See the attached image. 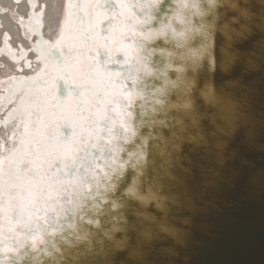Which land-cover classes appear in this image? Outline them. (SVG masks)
I'll list each match as a JSON object with an SVG mask.
<instances>
[{
  "label": "snow or ice",
  "instance_id": "6c2138e0",
  "mask_svg": "<svg viewBox=\"0 0 264 264\" xmlns=\"http://www.w3.org/2000/svg\"><path fill=\"white\" fill-rule=\"evenodd\" d=\"M116 3L111 62L121 70L108 81L95 119L80 122L79 134L57 139L39 154L25 141L0 160L6 177L0 183L5 233L0 264H32L36 251L49 264H127L129 258L143 264L144 249L175 232L178 208L208 200V189L217 183L223 138L232 134L238 107L217 78L236 59L235 29L225 5ZM66 108L62 122L76 128L77 114ZM100 122L107 125L109 144L117 138L114 127L122 130L123 146L113 145L106 171L94 155L102 139Z\"/></svg>",
  "mask_w": 264,
  "mask_h": 264
},
{
  "label": "water",
  "instance_id": "95a60500",
  "mask_svg": "<svg viewBox=\"0 0 264 264\" xmlns=\"http://www.w3.org/2000/svg\"><path fill=\"white\" fill-rule=\"evenodd\" d=\"M75 1L78 4L77 24L85 31L82 36L90 40L85 25L86 15L80 9V0ZM166 2L172 3V0ZM221 3L225 5L229 17L233 20V50L236 59L226 70L218 72L217 78L225 91L238 102V107L232 115V134L223 138V164L216 165L220 176L215 187L208 189L210 198L206 201H195L191 207L192 212L183 213L184 216L192 215L194 222L187 242L178 243L168 234L161 236L144 249L143 264H264V0H215V5ZM215 5H210V8L214 10ZM175 6L173 4V7ZM95 8L108 13L107 17L101 20L97 18L94 24L107 43L108 35H111V29L116 24L114 13L118 12V5L116 0H100ZM134 11L142 15L139 9ZM40 14L41 9L34 12L37 23H40ZM46 41L44 35H41L38 40L39 49L46 47L47 53L44 57L50 56L55 63L61 65L66 58L56 45L50 46ZM20 50L21 47L18 51L22 53L23 50ZM114 54L115 51L109 52L103 47H98L96 51L88 50V56L94 57L93 65L85 73V80L88 82L74 84L70 79L65 82L58 76L55 78V99L63 105L70 89L72 100L78 103L74 111L77 114L78 126L73 128L71 121L63 119L62 122V119H56L58 126L49 134L50 142L55 143L57 139L63 141L73 134H79L80 122L86 121L90 116L95 119L96 106L105 99V91H99L94 83L99 78L107 90L110 74L121 70L120 65L111 62ZM36 58L37 54L35 58L30 59L31 64H35ZM117 58L123 60V55L117 54ZM31 78L21 81V85H25ZM35 80L37 82L32 89H35V86L50 84L40 76ZM46 89L45 97L48 99L53 95L49 93L48 87ZM83 91L95 95L94 104H84L83 100L86 98ZM26 97L24 96V99ZM78 97L81 100H78ZM28 112L27 109L26 114ZM112 115L115 118V114ZM3 118H7L6 114ZM204 123L207 126V122ZM97 127L102 130V139L94 155L101 169L106 171L105 160H111L115 154L113 145L123 146V141L119 139L122 130L119 126L114 127V135L117 138L109 144L107 125L100 122ZM123 156L124 153H121V157ZM96 171L99 172L100 169ZM131 176V170H128L126 178L129 181ZM149 211L160 214L154 205H149ZM174 223L178 226L177 218ZM16 229L20 230L19 224ZM0 232L2 237L5 234L3 223ZM32 264H49V258L39 251L33 252ZM127 264H136V260L129 258Z\"/></svg>",
  "mask_w": 264,
  "mask_h": 264
},
{
  "label": "bare ground",
  "instance_id": "6f19581e",
  "mask_svg": "<svg viewBox=\"0 0 264 264\" xmlns=\"http://www.w3.org/2000/svg\"><path fill=\"white\" fill-rule=\"evenodd\" d=\"M99 1H79L80 9L86 15V31L90 36V40H87L82 36L85 33L84 29L77 24L78 4L75 0L71 3L69 0H19V3L16 0H0V139H2L0 160L7 157L14 148L18 147V144H21V147L25 146L23 143L25 141L36 147L37 154L53 144L48 137L58 126L56 119L60 121L63 118L67 111L66 106L73 112L78 106V103L72 100L73 94L70 89L63 105L55 99L53 95V88L55 87L56 90L55 78L58 76L65 82L70 79V82L74 84L88 82L85 80V73L93 65L94 58L88 56V50L96 51L98 47H103L109 52L116 51L112 41L113 27L111 35H108L107 43L101 37L99 30L94 27L97 18L101 20L108 14L101 9L96 10L95 7ZM39 9H41L39 20L41 25L36 22L38 19L34 16V12L36 13ZM20 17H24V26L20 25ZM41 35H44L50 46L56 45L66 58L65 60L69 62L64 60L61 65H58L50 56L44 57L47 53L46 47L41 48L42 50L38 47ZM20 47L23 50L22 53L18 51ZM36 54L38 58L33 65L30 59L35 58ZM110 75L112 78L113 75ZM37 76L48 81L49 86L44 84L46 87L42 85L32 89L37 82L35 80ZM11 77H16L17 80L13 81ZM28 77H32L31 80L16 88L20 78L23 81ZM94 84L99 91H106L99 78ZM47 87L48 90L50 89L49 93L53 95L48 99L45 97ZM82 93L86 98L83 100L84 104L95 103L94 94L87 91ZM24 96L27 97L24 99ZM77 99L81 100L79 97ZM27 109L28 114H26ZM4 114L7 117L5 119ZM13 134L16 137L14 141L10 139ZM25 167L28 165L25 164ZM5 178L3 174H0V183ZM2 216L3 213L0 212V217ZM2 223L0 219V230Z\"/></svg>",
  "mask_w": 264,
  "mask_h": 264
},
{
  "label": "clouds",
  "instance_id": "9594fccd",
  "mask_svg": "<svg viewBox=\"0 0 264 264\" xmlns=\"http://www.w3.org/2000/svg\"><path fill=\"white\" fill-rule=\"evenodd\" d=\"M184 212H192L191 208H178L177 219L179 221L178 226L175 225V232L168 235L178 243L185 244L188 238L191 236L193 228L192 215L184 216Z\"/></svg>",
  "mask_w": 264,
  "mask_h": 264
}]
</instances>
